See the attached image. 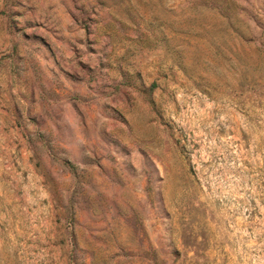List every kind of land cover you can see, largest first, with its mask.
Segmentation results:
<instances>
[{"label":"rangeland","instance_id":"374dc122","mask_svg":"<svg viewBox=\"0 0 264 264\" xmlns=\"http://www.w3.org/2000/svg\"><path fill=\"white\" fill-rule=\"evenodd\" d=\"M0 264H264V0H0Z\"/></svg>","mask_w":264,"mask_h":264}]
</instances>
